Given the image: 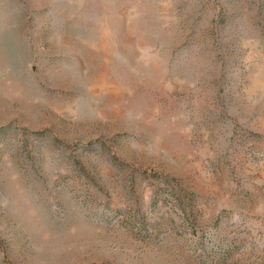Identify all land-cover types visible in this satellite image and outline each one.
Returning <instances> with one entry per match:
<instances>
[{
  "label": "rangeland",
  "instance_id": "obj_1",
  "mask_svg": "<svg viewBox=\"0 0 264 264\" xmlns=\"http://www.w3.org/2000/svg\"><path fill=\"white\" fill-rule=\"evenodd\" d=\"M0 264H264V0H0Z\"/></svg>",
  "mask_w": 264,
  "mask_h": 264
}]
</instances>
